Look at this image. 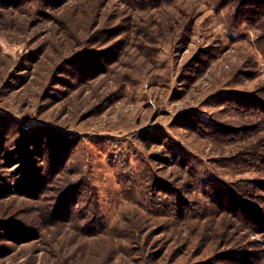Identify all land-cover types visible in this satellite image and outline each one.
Returning a JSON list of instances; mask_svg holds the SVG:
<instances>
[{
  "label": "rangeland",
  "instance_id": "rangeland-1",
  "mask_svg": "<svg viewBox=\"0 0 264 264\" xmlns=\"http://www.w3.org/2000/svg\"><path fill=\"white\" fill-rule=\"evenodd\" d=\"M259 218L264 0H0V264H264Z\"/></svg>",
  "mask_w": 264,
  "mask_h": 264
},
{
  "label": "trees",
  "instance_id": "trees-1",
  "mask_svg": "<svg viewBox=\"0 0 264 264\" xmlns=\"http://www.w3.org/2000/svg\"><path fill=\"white\" fill-rule=\"evenodd\" d=\"M53 139H54V141H58V142H61L62 141V139L61 138H59V137H53ZM248 212V214H250V215H255L256 216V218H257V215H256V211L254 212L253 210H252V212H250V211H247ZM256 221V222H255ZM255 221H253V223L257 226V225H260L262 222H264V221H261L260 220V218L259 219H256Z\"/></svg>",
  "mask_w": 264,
  "mask_h": 264
}]
</instances>
